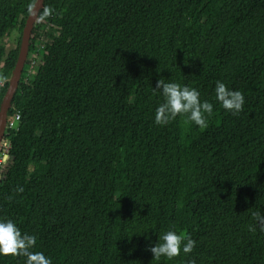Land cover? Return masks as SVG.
I'll return each instance as SVG.
<instances>
[{"label": "trees", "instance_id": "trees-1", "mask_svg": "<svg viewBox=\"0 0 264 264\" xmlns=\"http://www.w3.org/2000/svg\"><path fill=\"white\" fill-rule=\"evenodd\" d=\"M35 2L0 0V39ZM19 49L0 44V105ZM159 79L211 103L207 126L154 123ZM218 80L243 94L240 112L215 100ZM16 113L0 219L51 264H264V0H45ZM169 229L192 252L152 259Z\"/></svg>", "mask_w": 264, "mask_h": 264}, {"label": "clouds", "instance_id": "clouds-1", "mask_svg": "<svg viewBox=\"0 0 264 264\" xmlns=\"http://www.w3.org/2000/svg\"><path fill=\"white\" fill-rule=\"evenodd\" d=\"M157 89L163 100L155 108L154 123L167 124L178 114H187V118L199 127L207 126L204 114H211L213 107L208 101L200 99V94L195 88L159 79L154 90ZM213 91L215 100L224 110L233 114L241 111L244 96L239 90H232L218 80ZM253 215L257 225L264 226V214ZM36 239L34 235L22 234L13 220L0 219V256H20L24 258V264H51L43 252L32 250L36 245ZM195 243L187 233L169 229L157 238V242L150 246L148 251L151 252L152 259L159 260L165 257L170 260L181 252L185 255L191 253Z\"/></svg>", "mask_w": 264, "mask_h": 264}, {"label": "water", "instance_id": "water-1", "mask_svg": "<svg viewBox=\"0 0 264 264\" xmlns=\"http://www.w3.org/2000/svg\"><path fill=\"white\" fill-rule=\"evenodd\" d=\"M44 1L45 0H36L29 16L26 19L22 31V40L20 44L18 59L14 70L9 78L8 88L0 105V146L5 135L8 112L12 106V102L19 87V83L23 74V69L28 58L31 34L35 27L39 13L44 7Z\"/></svg>", "mask_w": 264, "mask_h": 264}, {"label": "rangeland", "instance_id": "rangeland-1", "mask_svg": "<svg viewBox=\"0 0 264 264\" xmlns=\"http://www.w3.org/2000/svg\"><path fill=\"white\" fill-rule=\"evenodd\" d=\"M46 37L45 33L41 32V39L44 40ZM22 40V34L18 30L12 31L8 36L4 37L3 39H0V44L4 45L6 47L7 53L17 47L18 44H21ZM29 56V54H28ZM31 56V55H30ZM28 60V58H27ZM32 60V58H31ZM32 62V61H30ZM33 65H36V61L32 62ZM33 71V69H32ZM1 152V150H0ZM3 160V157L0 155V161Z\"/></svg>", "mask_w": 264, "mask_h": 264}, {"label": "built area", "instance_id": "built-area-1", "mask_svg": "<svg viewBox=\"0 0 264 264\" xmlns=\"http://www.w3.org/2000/svg\"><path fill=\"white\" fill-rule=\"evenodd\" d=\"M19 120H20V114L16 113L14 117L10 118L9 120L7 119L6 127L8 126L9 128H14L19 122ZM0 147L2 148L0 155L4 159L6 156L7 150L9 149V146L5 141H3Z\"/></svg>", "mask_w": 264, "mask_h": 264}]
</instances>
